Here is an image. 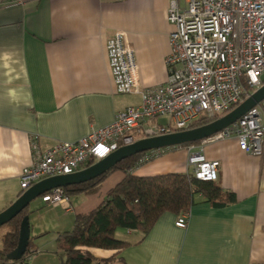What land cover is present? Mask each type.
Returning a JSON list of instances; mask_svg holds the SVG:
<instances>
[{"label": "crops", "instance_id": "obj_1", "mask_svg": "<svg viewBox=\"0 0 264 264\" xmlns=\"http://www.w3.org/2000/svg\"><path fill=\"white\" fill-rule=\"evenodd\" d=\"M168 6L169 0L0 3V212L22 192L21 176L35 158L33 134L40 150L77 141L141 103L138 93L116 91L106 44L117 31L129 35L142 86L166 82L173 30ZM201 148L207 159L220 161L216 182L236 201L217 207L198 193L186 227L167 212L146 236L120 229L117 237L131 244L119 255L123 259L108 264H264V159L241 150L236 137L170 147L133 174L187 172L190 154ZM112 187L99 201L86 198L93 192L67 197L63 204L42 200L31 209L37 249L32 264H61L59 235L73 229L76 215L98 206ZM107 251L95 255H113Z\"/></svg>", "mask_w": 264, "mask_h": 264}, {"label": "built area", "instance_id": "obj_2", "mask_svg": "<svg viewBox=\"0 0 264 264\" xmlns=\"http://www.w3.org/2000/svg\"><path fill=\"white\" fill-rule=\"evenodd\" d=\"M167 18L173 30L166 82L142 86L129 35L117 31L106 44L116 91L138 93L141 103L119 111L113 122L77 141H61L40 150L39 136L33 134L35 158L21 176L22 191L45 178L75 173L140 139L189 129L202 116L219 118L256 91L250 87L258 90L264 85V0H169ZM162 117L170 118L169 123L160 124ZM229 137L238 139L241 150L264 159V99L208 139ZM167 149L147 151L137 167ZM202 151L190 154L189 165L197 179L216 181L220 161L207 159ZM41 199L63 204L67 196L59 187ZM64 206L70 208L68 203ZM176 224L186 227L188 214L179 216ZM30 259L5 264H29Z\"/></svg>", "mask_w": 264, "mask_h": 264}, {"label": "trees", "instance_id": "obj_3", "mask_svg": "<svg viewBox=\"0 0 264 264\" xmlns=\"http://www.w3.org/2000/svg\"><path fill=\"white\" fill-rule=\"evenodd\" d=\"M216 118L202 116L191 123L190 128L201 126ZM145 154L146 152H143L131 156L95 179L64 187L67 197L90 194L96 192L113 173L123 172V178L108 190L98 206L87 213L77 214L73 229L59 235L61 264H108L116 259H123L119 255L131 243L117 237L119 229H135L146 236L163 214L170 212L178 217L189 214L198 193L203 194L217 207L236 201L233 192L224 191L216 181L197 179L192 169L183 173L133 174ZM29 207L5 225L6 231L3 232L0 228L1 264L16 261L11 259L10 255L18 245L21 222L23 217L30 213ZM94 249L112 250L113 255L97 257L93 253ZM36 252L34 237H31L22 259L27 260Z\"/></svg>", "mask_w": 264, "mask_h": 264}, {"label": "water", "instance_id": "obj_4", "mask_svg": "<svg viewBox=\"0 0 264 264\" xmlns=\"http://www.w3.org/2000/svg\"><path fill=\"white\" fill-rule=\"evenodd\" d=\"M263 99L264 85L233 110L206 124L177 132L154 135L140 139L133 144L122 146L121 148L113 151L107 157L75 173L45 178L35 183L27 190L22 191L14 202L0 212V227L8 224L16 218L30 206L32 201L41 197L45 193L59 187L64 188L95 179L117 165L119 162L131 156L153 149L170 148L173 146L188 145L189 143L204 141L238 121V119H240ZM30 239V219L29 215H25L20 226L18 245L10 255V258L14 260L22 259L27 252Z\"/></svg>", "mask_w": 264, "mask_h": 264}, {"label": "rangeland", "instance_id": "obj_5", "mask_svg": "<svg viewBox=\"0 0 264 264\" xmlns=\"http://www.w3.org/2000/svg\"><path fill=\"white\" fill-rule=\"evenodd\" d=\"M250 88H251L252 91L257 90L255 87H250ZM169 120H170V118H168V117H162L158 121H159L160 124L165 125V124L169 123ZM122 176H123V172L122 171L115 172L114 175H112V177L108 181H106L104 183V185L99 190H97L95 193H93V195H88V197H86V198H89V200H94L95 199V200L99 201V199H100L99 198V196H100L99 194H101V192L105 191L107 188L112 187L113 185H115L121 179ZM75 196H72V197H75ZM82 196L85 197L86 194H82ZM41 202H42L41 197H38L37 199L32 201V203L30 204V207H29L30 212H31V209H33L37 204H39ZM29 219H30V216H29ZM4 226L0 227L3 232L7 230V227L6 226L4 227ZM94 252H95L96 255H101V256L108 255L110 253L109 251L103 250V249H95ZM32 262H33V260L30 259L29 260V264H32Z\"/></svg>", "mask_w": 264, "mask_h": 264}]
</instances>
